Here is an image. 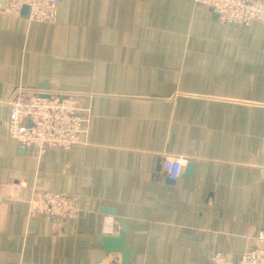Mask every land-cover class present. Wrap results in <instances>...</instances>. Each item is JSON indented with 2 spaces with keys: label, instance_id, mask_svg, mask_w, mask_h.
<instances>
[{
  "label": "crops",
  "instance_id": "crops-1",
  "mask_svg": "<svg viewBox=\"0 0 264 264\" xmlns=\"http://www.w3.org/2000/svg\"><path fill=\"white\" fill-rule=\"evenodd\" d=\"M18 87L75 95L85 142L34 159L7 136ZM165 155L188 158L177 179ZM263 171L264 22L193 0H62L53 23L0 13V264H122L102 241L119 218L128 264H235L264 231ZM39 190L77 194L79 214H30Z\"/></svg>",
  "mask_w": 264,
  "mask_h": 264
},
{
  "label": "built area",
  "instance_id": "built-area-1",
  "mask_svg": "<svg viewBox=\"0 0 264 264\" xmlns=\"http://www.w3.org/2000/svg\"><path fill=\"white\" fill-rule=\"evenodd\" d=\"M62 0H0V13L11 18L19 17L25 5L30 7L28 19L53 23ZM208 6L225 24L245 26L252 21L264 22V0H193ZM7 136L18 141L21 147H31L32 156L38 160L49 147L68 149L85 142L90 116L88 108L79 107L73 94L54 91L48 94L27 92L18 87L8 100ZM188 158L165 155L162 169L170 179H177ZM264 180V171L261 174ZM30 214H41L55 219H74L80 211L79 196L39 190L27 199ZM105 233L116 230V218L103 217ZM212 264H230L228 256L221 251L211 254ZM235 264H264V231L252 238L250 246L241 253Z\"/></svg>",
  "mask_w": 264,
  "mask_h": 264
},
{
  "label": "water",
  "instance_id": "water-1",
  "mask_svg": "<svg viewBox=\"0 0 264 264\" xmlns=\"http://www.w3.org/2000/svg\"><path fill=\"white\" fill-rule=\"evenodd\" d=\"M30 11V7L28 5H25L22 9V15L28 16ZM187 170L190 173L192 170V164L187 165ZM119 223L121 225V228L119 230L118 235L111 236V235H105L102 237V241L105 244V250L107 253H110L112 251H121L122 253V264H128V256H129V250L124 245V236L125 232L127 230V226L125 224V220L122 218H119Z\"/></svg>",
  "mask_w": 264,
  "mask_h": 264
}]
</instances>
